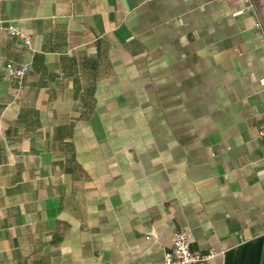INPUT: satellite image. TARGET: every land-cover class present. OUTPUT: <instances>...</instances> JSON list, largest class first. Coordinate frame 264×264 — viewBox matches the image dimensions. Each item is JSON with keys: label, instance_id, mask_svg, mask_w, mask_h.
Returning <instances> with one entry per match:
<instances>
[{"label": "crops", "instance_id": "0c3cea01", "mask_svg": "<svg viewBox=\"0 0 264 264\" xmlns=\"http://www.w3.org/2000/svg\"><path fill=\"white\" fill-rule=\"evenodd\" d=\"M0 20L32 36L0 30V264H160L180 230L203 264H264V0H0Z\"/></svg>", "mask_w": 264, "mask_h": 264}, {"label": "built area", "instance_id": "2783aa9c", "mask_svg": "<svg viewBox=\"0 0 264 264\" xmlns=\"http://www.w3.org/2000/svg\"><path fill=\"white\" fill-rule=\"evenodd\" d=\"M258 31H261L259 23H256ZM0 30H4L9 35L20 38L23 43L31 48L32 36L18 25L8 20H0ZM28 71L25 64L15 66L12 63L5 64V74L15 81L19 86ZM259 83L264 85V76L259 79ZM262 148H264V128L259 132ZM190 236L186 231L180 230L173 234L172 245L165 250L160 264H203L213 256L209 250L206 253L193 252L190 250Z\"/></svg>", "mask_w": 264, "mask_h": 264}]
</instances>
